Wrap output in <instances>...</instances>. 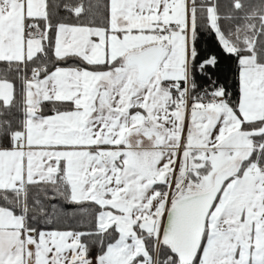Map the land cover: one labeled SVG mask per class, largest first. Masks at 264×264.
<instances>
[{
  "label": "snow or ice",
  "instance_id": "1",
  "mask_svg": "<svg viewBox=\"0 0 264 264\" xmlns=\"http://www.w3.org/2000/svg\"><path fill=\"white\" fill-rule=\"evenodd\" d=\"M0 264H264V0H0Z\"/></svg>",
  "mask_w": 264,
  "mask_h": 264
}]
</instances>
